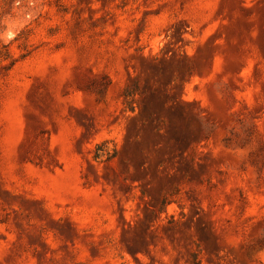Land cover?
Masks as SVG:
<instances>
[{"label": "rangeland", "instance_id": "1", "mask_svg": "<svg viewBox=\"0 0 264 264\" xmlns=\"http://www.w3.org/2000/svg\"><path fill=\"white\" fill-rule=\"evenodd\" d=\"M191 253L264 264V0H0V264Z\"/></svg>", "mask_w": 264, "mask_h": 264}, {"label": "trees", "instance_id": "2", "mask_svg": "<svg viewBox=\"0 0 264 264\" xmlns=\"http://www.w3.org/2000/svg\"><path fill=\"white\" fill-rule=\"evenodd\" d=\"M137 91H138V86L135 84L133 86V88L128 89L125 92V96L127 98V105L129 107V109L132 110V111H135L133 97L137 93ZM95 158L99 159V158H101V156L96 155ZM189 263L190 264H201V262L198 260V256H197L196 253H191V259H190Z\"/></svg>", "mask_w": 264, "mask_h": 264}]
</instances>
